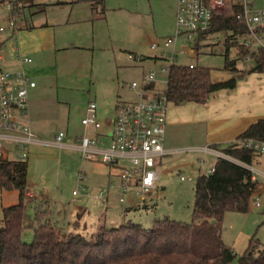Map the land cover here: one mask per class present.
<instances>
[{
	"label": "rangeland",
	"instance_id": "1",
	"mask_svg": "<svg viewBox=\"0 0 264 264\" xmlns=\"http://www.w3.org/2000/svg\"><path fill=\"white\" fill-rule=\"evenodd\" d=\"M15 2L13 16L25 15L29 12L25 1L12 0ZM175 0H109L108 4L114 6H127L140 9L135 20L129 12H125V27L127 31L119 29L121 20L120 14L113 13L115 20V31L113 42L115 47L121 46L123 49L135 50L137 44L142 43L143 34L147 33V44L162 40L165 37L175 35L176 12L173 8ZM129 15V16H128ZM15 18V17H14ZM122 18V19H121ZM232 35V31H217L209 34L201 40L197 47V39L189 40L180 37L177 40V50L193 49L194 53L179 54L176 63H193L200 66H208L216 69V78L223 80L219 71L225 70L226 64V39ZM243 37H239L241 41ZM162 47L158 48L160 50ZM171 48H168L169 53ZM156 52V51H146ZM126 54H130L126 52ZM238 54V47L232 46L230 57L234 58ZM246 55L238 60L240 67L250 68L255 65V59L245 60ZM145 61L138 68L127 69V65L133 67L139 63L134 60L97 56L89 58L90 65L95 63L96 74L99 77H119L121 84L127 85L133 80H140L143 75L153 69L157 73V82L160 90L167 87V73H162L161 68L168 63L166 61L151 60ZM123 67V68H120ZM127 69V70H124ZM247 70V69H245ZM133 99V98H132ZM109 110L101 108L98 113L103 122V130L108 129L107 120L114 114L113 105H109ZM195 103H185L175 110V106L170 104L169 113L183 112V121L176 127V132L171 134V143L178 149L158 164L160 178L158 188L142 196H135L132 192L126 195V201L121 202L120 191L110 189L108 193L99 199L94 198V194L102 188H108V165L102 161H91L85 158L82 151L77 147L58 146L51 142L44 145H36L32 148L28 146L30 153L24 160L29 162V184L27 192L35 187L36 199L27 196V204L30 212L34 211L36 204L42 199L44 205L49 208L51 220L61 226L66 232L82 233L86 237L96 234L101 225L108 227L120 226L129 222L141 224L145 228H151L155 221L163 218H171L178 221L192 222L194 220L193 205L195 200V187L199 174L207 173L214 165L215 158L205 154L204 142L207 137L206 123H197L194 131V120L190 119L194 112ZM206 109V108H203ZM207 112V110H202ZM204 116V114H203ZM205 117V116H204ZM68 115H63L58 120H53L45 130L44 138L53 141L59 132H65ZM72 121V122H71ZM71 124L75 127V133L69 132L65 141L74 145L80 142L82 134L80 126L81 114L76 108L71 116ZM174 121V117H173ZM62 130V131H61ZM78 134V135H75ZM78 136V137H77ZM243 139H237L233 143H242ZM32 149V150H31ZM4 158H19V151L14 149L7 153ZM232 159V158H231ZM113 169L111 182L118 183V170ZM83 172L86 175L85 187L80 184L79 175ZM186 179L182 180L181 176ZM78 189L79 195H73V191ZM260 199L261 206H256L255 202ZM19 202L18 190H4L0 188V226L3 219V208ZM87 208V211L78 213L79 207ZM84 214V215H82ZM34 237L33 229H26L23 239L31 242ZM254 238L260 248H264V187L258 188L256 195L248 212L227 211L224 215L223 239L237 254L241 255ZM255 244V245H256Z\"/></svg>",
	"mask_w": 264,
	"mask_h": 264
},
{
	"label": "trees",
	"instance_id": "2",
	"mask_svg": "<svg viewBox=\"0 0 264 264\" xmlns=\"http://www.w3.org/2000/svg\"><path fill=\"white\" fill-rule=\"evenodd\" d=\"M217 31H232L237 36L245 33L247 26L237 17L217 15L213 28L197 36V47L208 33ZM232 46L238 47L239 55L234 58L230 57ZM247 52L235 37L226 39L224 68L233 75L223 80H213L212 68L208 66L171 64L166 87L169 100L176 105L203 104L215 91L235 88L242 73L264 72V51L254 57L253 67L238 69V60ZM248 138L264 140V118L238 137ZM214 147L232 159L218 157L213 172L199 174L192 222L166 217L156 220L151 228L134 222L112 227L101 225L91 237L66 232L54 223L43 200L30 212L26 200L28 162L0 157V188L19 191V202L3 208L0 264H264V248L254 238L241 255L223 239L225 213L250 209L258 182L248 165L260 153L238 143ZM29 228L33 229L34 237L26 242L23 235Z\"/></svg>",
	"mask_w": 264,
	"mask_h": 264
},
{
	"label": "crops",
	"instance_id": "3",
	"mask_svg": "<svg viewBox=\"0 0 264 264\" xmlns=\"http://www.w3.org/2000/svg\"><path fill=\"white\" fill-rule=\"evenodd\" d=\"M8 1L10 0H0V26L5 23L6 17L14 12L7 9L6 3ZM22 1L31 7V9L27 8L30 11L26 12L25 15L14 16V26H7L4 30L0 29V50L6 58L5 67L9 69L24 67L25 71L36 81V86L29 90L28 109L25 112L18 111L16 118L24 129L33 133L31 141L28 142V146L30 145L31 148L51 142L60 147L74 146L81 151L80 143L84 133L81 121L82 134L78 138L80 142L74 145L65 141L70 131L75 133V127L71 124V116L75 108L79 109L82 120L86 113V107L91 101L97 103L98 113H100L101 108L109 110L108 106L113 105L115 110L119 103L137 98L136 93L130 88L131 82L123 85L120 76L116 78L97 76L95 63L91 66L89 58H93L95 61L97 56L109 58L111 55V57L121 60L131 59L135 63H139L134 67L127 65L126 68L130 70L132 68L139 69L140 65L143 67L145 62L143 60L147 57L155 62L157 60L165 61L162 57V50L153 49L151 44H147L145 40L147 33L142 35L143 42L137 44L135 50L123 49L121 46L115 47L113 36L116 17L112 16L113 13L123 16V19L121 18L123 25H120L119 29L127 31L124 14L129 12V15L133 16V20H135L140 11L138 6L133 8L116 7L109 5V0ZM173 5L175 12H177V0ZM147 50L156 52H146ZM126 52L140 55L142 59L140 61L132 59L130 54H126ZM22 55L30 56L32 62L23 65ZM237 67L241 71L251 68L240 67L238 62ZM215 72L217 70L212 69V79L219 80L218 77L216 78ZM219 72L224 75L223 79L233 75L226 69ZM155 89L161 91L157 83ZM171 104L175 106L176 110L185 103ZM195 104L197 107H194L190 119L194 120L195 132L200 129H197V123H206L207 137L203 147L215 148L214 145L224 147L233 143L251 124L260 118H264V72L242 73L235 88L215 91L206 103ZM202 110H207V112L204 113ZM65 114L68 115L69 122L62 142L59 143L56 139L59 133L53 141L45 139L47 126ZM183 121H185L183 112H174V116L169 113L165 137L166 149H177L171 143V134L173 125L175 133L176 127L180 126ZM19 135L21 138L26 137L24 133ZM15 146V142H7L5 144L7 153L10 154ZM203 152L216 157L210 151L203 150ZM251 166L258 172L256 176L258 188L264 187V154L257 156ZM108 167L109 185L112 183L111 175L114 172L112 167L109 165ZM28 184L29 162L27 187ZM37 195L35 187L27 192V196L31 199H36ZM42 199L44 198L40 197V200ZM86 211L87 208L81 206L78 208L77 214L83 212L85 214Z\"/></svg>",
	"mask_w": 264,
	"mask_h": 264
},
{
	"label": "built area",
	"instance_id": "4",
	"mask_svg": "<svg viewBox=\"0 0 264 264\" xmlns=\"http://www.w3.org/2000/svg\"><path fill=\"white\" fill-rule=\"evenodd\" d=\"M6 7L13 11L15 2L8 1ZM217 15L237 17L246 24L245 33L234 36L232 32L229 36L237 40L240 36L243 37L238 42L248 51L245 60H251L264 51V0H177L175 35L151 44L153 49L162 47V57L168 63L161 68L162 73H169V66L176 63L179 54L194 53L192 48L177 50V40L183 36L195 41L200 33L213 28ZM14 25V16L9 15L0 29L4 30L7 26ZM168 48H171L169 53ZM129 56L138 61L142 59L140 55ZM21 61L23 65L28 64L32 62V58L22 55ZM5 62V55L0 50V157L7 156L5 144L15 142L14 149L19 151L20 160H24L28 157V142L31 141L33 133L24 129L18 122L16 113L28 109L29 90L36 86V81L24 67L9 69L5 67ZM190 66L193 67V63ZM158 81L157 73L153 69L145 73L139 81H131L130 88L136 93L137 98L116 106L113 116L107 120L108 129L105 131L98 116L97 103L91 101L87 105L85 116L81 120L84 133L81 137L80 150L86 158L102 161L118 170V183H111L107 189H100L94 194V198L99 199L110 189H118L121 195L119 200L125 202L128 192L142 196L158 188L159 162L178 151L165 147L169 106L172 102L166 89L161 91L155 89ZM21 133L26 137L21 138L19 135ZM64 137L65 133L59 132L56 139L61 143ZM240 146L264 154V140L243 139ZM204 151L212 152L216 159L232 158L217 148L206 146ZM248 167L253 172V179L257 181V170L251 165ZM214 170L215 165L209 173ZM79 179L81 186L85 187L86 175L83 172L80 173ZM181 179L185 180L186 177L183 175ZM73 194L78 195L80 191L75 189ZM255 204L261 206L260 199Z\"/></svg>",
	"mask_w": 264,
	"mask_h": 264
}]
</instances>
